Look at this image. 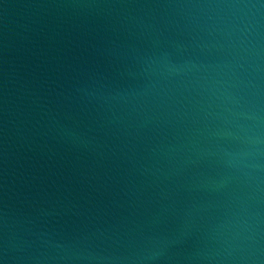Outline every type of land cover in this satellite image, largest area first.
Segmentation results:
<instances>
[{
	"label": "water",
	"instance_id": "1",
	"mask_svg": "<svg viewBox=\"0 0 264 264\" xmlns=\"http://www.w3.org/2000/svg\"><path fill=\"white\" fill-rule=\"evenodd\" d=\"M0 264H264V0H0Z\"/></svg>",
	"mask_w": 264,
	"mask_h": 264
}]
</instances>
